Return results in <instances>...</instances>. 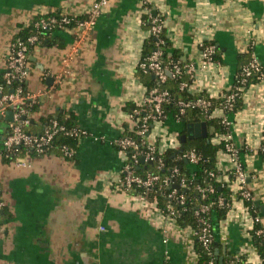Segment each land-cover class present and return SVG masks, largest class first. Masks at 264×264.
I'll return each mask as SVG.
<instances>
[{
    "label": "crops",
    "instance_id": "obj_1",
    "mask_svg": "<svg viewBox=\"0 0 264 264\" xmlns=\"http://www.w3.org/2000/svg\"><path fill=\"white\" fill-rule=\"evenodd\" d=\"M92 1L0 0V79L21 28L49 13L82 15ZM142 1L162 14L171 49L193 66L194 95L201 91L216 99L229 91L240 58L248 53L264 71V0H110L59 84L56 76L74 36L56 32L63 49L43 46L29 57L26 91L46 93L38 98L31 119L71 114L88 136L78 142L73 161L53 150L22 157L25 166L0 159V198L9 215L0 217V264H192L185 232L116 187L123 162L115 141L128 125L124 107L145 99L146 87L135 77L148 38L141 21ZM208 42L221 56L204 69L200 44ZM44 73L53 79L50 86L42 79ZM221 116L214 112V117ZM227 118L248 174L247 188L264 222V162L254 152L263 137L264 80L244 91L242 108ZM162 126L170 133L181 130L171 117ZM6 130L7 122L1 121V137ZM40 130L38 125L31 132ZM233 213L238 216L226 225L227 239L218 237L214 244L218 259L246 243L240 207Z\"/></svg>",
    "mask_w": 264,
    "mask_h": 264
},
{
    "label": "built area",
    "instance_id": "obj_2",
    "mask_svg": "<svg viewBox=\"0 0 264 264\" xmlns=\"http://www.w3.org/2000/svg\"><path fill=\"white\" fill-rule=\"evenodd\" d=\"M110 0H93L88 8L82 13V15L70 16L67 14H61L59 18L50 17L46 20L41 19L34 24V28L37 30V34L33 35L26 40L20 38L11 42L9 47L8 56L6 58V71L3 74L5 85L8 87V91L4 90V87L0 85V120L4 118L8 111L13 113V120L8 123V131L2 137L0 141V156L1 153L5 156H9L18 151L19 148H24L35 152L36 155H44L50 150L53 140L59 133H66L69 136L76 137L78 141L84 139L88 134L80 128L65 131V129L58 125L55 120L49 122L45 130L40 135H32L26 133L23 130V126L28 125L30 112L24 108L26 102H30L29 105L35 104L38 98L46 93L30 94L24 91L22 87H17L15 90L11 88L13 80L19 82H25L29 76L30 70V49L39 48L41 34L43 32H70L74 36V42L70 47L69 52L62 59L61 73L56 76L57 84L62 81L64 74L69 73V64L73 56L78 53L79 49L83 47L88 39L91 37L94 28L96 26L98 18L105 12L109 5ZM149 5L146 1L141 2V14L147 16L150 28L148 31V37H158L165 32L164 23L162 20V14H157L155 7L147 8ZM151 12V13H150ZM153 12L156 15H153ZM158 43L157 46L160 45ZM215 53V47L212 42L200 44V63L201 68H207L209 65L214 64L212 57ZM161 52H155L147 59L140 58L136 69H139L143 73L150 74L159 83L166 82L168 75L172 77H179L182 75V71L185 70L187 75L192 80L191 84L183 83L180 85L181 90H192L194 83L193 66L185 65L180 66L179 62L173 63L172 66L163 67L160 61ZM171 65V64H170ZM256 76L258 82L264 80L262 68L257 60L251 56V60L246 66H244L239 73L241 79V85H244L248 79ZM50 77V73H44L42 79L46 80ZM243 91L244 88H235L234 92H231L224 97L222 106L215 111L222 113L221 117H214V112L211 118L218 119L222 125L227 128V133L216 134L208 138V141L213 146L220 147L216 154V173H209V177L213 178L217 184L221 187H225L231 192V207L227 213L225 219L219 221L215 228L210 223L209 219L205 218L210 212L213 205L218 208L224 207V199L218 198L214 203H208L200 206L199 210L195 212L197 217L196 229L186 227L182 229L185 232L186 238L189 239L190 244V261L192 264H219L218 257L215 255L214 244L216 238L220 240L227 239L226 225L231 219H236L233 212L236 206L240 207L241 216V228L242 236L246 243L240 247L236 252H226L223 258L222 264H263L261 257L259 256L256 248L253 246L251 238V230L255 224L260 223L262 220L260 216H254L251 209L245 204L247 202L254 205V195L247 188L248 174L244 168V164L239 158V150L232 142L231 126L232 123L227 118L226 112H230L233 109V102L237 96L236 92ZM200 91V90H199ZM201 94L202 93L200 91ZM201 94H198L201 95ZM197 95V94H196ZM207 96V95H205ZM213 99V96H207ZM219 97H216V99ZM169 101V94L167 91H158L152 89L145 91V99L143 104L135 105V108L126 114V119L129 125V132H131L135 139L132 137L122 136L115 141V146L122 158L121 174L116 181V187L123 191L126 195H129L140 201L143 204L149 205L160 217L167 219L171 224L180 228L176 220L177 206L184 205V194H178L180 189H186L185 179L181 178L180 181H176L175 177L178 175V170L174 168L168 176H161L158 173H152L147 166L154 165L155 170L159 171L164 168L161 156L168 151L178 152L182 149L180 142V133H170L166 129H162L163 123L167 119L163 115V106ZM210 102L205 98H196L192 101H185L179 103V114H184L189 109H199L207 111L210 107ZM21 117H25V121H21ZM177 123L178 120L174 119ZM180 124V123H179ZM264 128L262 130L263 136ZM137 138V140H136ZM130 152V154H129ZM258 156L264 155V136L261 143L254 151ZM76 154V150L63 147L61 149V156L63 159H73ZM179 159L185 161L190 166H196L202 161V157L199 156L195 150H187L182 152ZM143 160V163H141ZM12 163L17 166H25L26 164L21 158L15 159ZM142 168V172L138 173L137 169ZM155 187L168 190L165 195L167 202L163 208H160L157 201L150 200L147 197L149 191ZM198 191L202 199H205L207 195L214 192L213 187L198 188ZM255 206V205H254ZM256 207V206H255ZM4 208V202L0 198V211ZM181 229V228H180ZM262 233L259 231L257 235ZM195 244L204 251V258L201 260V254L197 252Z\"/></svg>",
    "mask_w": 264,
    "mask_h": 264
},
{
    "label": "trees",
    "instance_id": "obj_3",
    "mask_svg": "<svg viewBox=\"0 0 264 264\" xmlns=\"http://www.w3.org/2000/svg\"><path fill=\"white\" fill-rule=\"evenodd\" d=\"M145 7L150 8L151 5H146ZM151 13V12H150ZM61 14L59 13H49L44 16H37L33 23H31L27 27L21 28V30L18 32V34L14 37L13 41L17 38H20L22 40H26L27 38L36 35L37 30L34 28V24L36 22H39L41 19L46 20L47 18L54 17L59 18ZM156 15V14H155ZM154 15V16H155ZM142 25L145 30H148L150 28V23L147 18V16L142 15L141 17ZM55 30H52L50 32H43L41 34L40 43L38 44V47H56L58 49L64 48V43L62 39H59L55 36ZM160 43L159 46L158 43ZM207 44V43H206ZM215 47V53L212 57L213 62H219L220 61V53L218 51V48L214 43H212ZM32 48L30 49V52H32ZM155 52H161L160 61L163 67H171L173 63L179 62L181 67H184L186 63H184L181 60V54L177 51H174L171 49V44L169 42V39L167 38L165 32L162 33L158 39L154 36H149L147 40L144 42L142 47V57L144 60L152 56ZM252 56V55H251ZM250 53L246 54L244 57H241V67L239 71L237 72V75L234 80V84L232 88L224 92L222 95L219 96L217 99L209 98L203 94L201 95H194L189 90L184 89L181 90L180 85L183 83L191 84L192 80L187 75L186 71H182V75L179 77H172V75H168L167 80L163 84H159L152 75L143 73L139 69H136L135 71V77L138 81L144 84L147 91H150L152 89H157L158 91H167L169 94V101L167 104L163 106V115L165 117H171L173 119L178 120V122L181 124V130L180 135L186 134V127L189 124H196V123H202L205 122L208 127V138H210L213 135L216 134H225L227 133V128H225L221 121L218 119L211 118L212 113L215 109H218L222 106V103L224 102V97H226L231 92L235 91V88L243 87V91L236 92L237 96L233 102V109L230 112H226L227 115H234L240 109L242 108V95L244 91L251 85H254L258 83V79L256 76H253L252 78L248 79L247 82L244 85H241V79L239 77V73L241 72L242 68L248 64V62L251 60ZM171 64V65H170ZM263 75L264 71L262 70ZM0 85L4 87V90L7 92L8 87L5 85V80L2 78L0 79ZM17 87H22L24 91L27 89L26 81L25 82H19L18 80H13L11 88L16 89ZM196 98H205L210 102V107L207 111L199 110V109H189L184 112V114H179V103L185 102V101H192ZM30 102H26L24 108H26L30 114L37 112L38 110V103L29 105ZM135 108V104H126L124 107V111L131 112ZM55 120L58 125L62 126L65 131H70L73 129H77L78 126L76 125L74 116L71 114H53L46 117H40L38 119V122H33L31 119V116L29 117V123L26 126H23V130L26 133L31 134V129H35L36 126H40L41 130L39 133H32V135H40L43 133L47 125L50 121ZM1 121L0 120V124ZM8 131V123H7V130L5 131V134ZM123 136L125 137H132L134 136L131 132H129V125H125V131ZM264 136V132H263ZM137 140V138H136ZM78 139L73 136H69L66 133H59L56 135L55 139L53 140V143L51 145L50 150L47 152L50 153L52 150L56 151L61 155V149L63 147H67L69 149H77L78 146ZM220 147L213 146L208 139H200V140H192L187 141L185 144L182 145V152L187 150H195L196 153L202 157V161L196 166H190L189 164L185 163L184 160L179 159L181 156V150L178 152L168 151L164 155L161 156L164 168L156 171L154 165H149L147 168L152 173H158L161 176H168L170 172L176 168L178 170V175L175 177V180L178 182L181 178L185 179L186 182V189H180L178 191V194H184L185 196V202L182 206H177L175 208L176 210V220L181 229H184L186 227H191L196 229L199 225L197 224V217L195 216V212H197L200 208V206L208 204V203H214L217 201L218 198L224 199V207L218 208L216 205H213L210 209V212L208 215L205 216V218L209 219L210 223L215 228V225L225 219L227 213L230 210L231 207V192L228 191L225 187H221L219 184L215 182V180L211 177H209V173H216V154L218 152ZM130 154V152H129ZM31 156V157H38V155L35 154V152H31L30 150L19 148L17 152L5 156L1 153L0 159L2 163H12L17 158H22L24 156ZM42 156V155H39ZM262 161L264 162V155L261 156ZM68 161H73V159H65ZM142 168L140 167L137 169L138 173L142 172ZM213 187L214 192L212 194L207 195L205 199L201 198V195L198 191V188H205V187ZM168 193V190L166 189H160L158 190V187H155L153 190L149 191L147 194L148 199L157 201L160 208H163L165 203L167 202V198L165 195ZM250 209L254 216L260 215L259 208L255 207L252 203H245ZM0 217H6L9 218V215H7L4 208L0 211ZM261 218V217H260ZM261 222L254 225V228L251 230V238L253 242V246L256 248L259 256L261 257L263 264H264V222L261 218ZM259 231H262L260 234H256ZM197 252L201 254V260L205 259L204 257V251L199 247L198 244H195ZM215 248V246H214ZM215 251V250H214Z\"/></svg>",
    "mask_w": 264,
    "mask_h": 264
},
{
    "label": "water",
    "instance_id": "obj_4",
    "mask_svg": "<svg viewBox=\"0 0 264 264\" xmlns=\"http://www.w3.org/2000/svg\"><path fill=\"white\" fill-rule=\"evenodd\" d=\"M155 14L156 13L153 12V15ZM52 82L53 79L49 78L47 79L46 84L50 86ZM1 120H4L7 123H11L13 120V113L11 111H8L5 114L4 118H2ZM25 120H26L25 117H21V121H25ZM200 139H204V140L208 139V127L205 122L187 125L186 134L180 136V142L182 145L185 144L187 141L200 140ZM1 140L2 137L0 136V141ZM141 163H143V160H141ZM222 261H223L222 258L218 259L219 264H222Z\"/></svg>",
    "mask_w": 264,
    "mask_h": 264
}]
</instances>
